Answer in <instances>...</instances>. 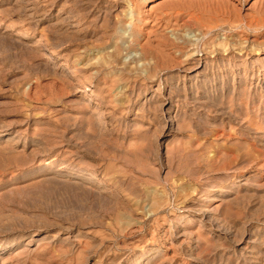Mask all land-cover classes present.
<instances>
[{
    "label": "rangeland",
    "instance_id": "1",
    "mask_svg": "<svg viewBox=\"0 0 264 264\" xmlns=\"http://www.w3.org/2000/svg\"><path fill=\"white\" fill-rule=\"evenodd\" d=\"M0 264H264V0H0Z\"/></svg>",
    "mask_w": 264,
    "mask_h": 264
},
{
    "label": "bare ground",
    "instance_id": "2",
    "mask_svg": "<svg viewBox=\"0 0 264 264\" xmlns=\"http://www.w3.org/2000/svg\"><path fill=\"white\" fill-rule=\"evenodd\" d=\"M38 41H39V40H38ZM36 42H37V41H36ZM40 42H41V41H40ZM38 43H39V42H38ZM41 43H42V42H41ZM41 43H40V44H41ZM35 44H36V43H35ZM36 46H37V45H36ZM46 59H48V58H46ZM261 128H262V127H261Z\"/></svg>",
    "mask_w": 264,
    "mask_h": 264
}]
</instances>
